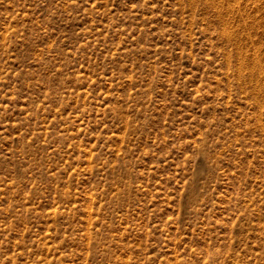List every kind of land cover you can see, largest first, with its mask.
<instances>
[{
  "label": "rangeland",
  "instance_id": "rangeland-1",
  "mask_svg": "<svg viewBox=\"0 0 264 264\" xmlns=\"http://www.w3.org/2000/svg\"><path fill=\"white\" fill-rule=\"evenodd\" d=\"M0 264H264V0H0Z\"/></svg>",
  "mask_w": 264,
  "mask_h": 264
}]
</instances>
